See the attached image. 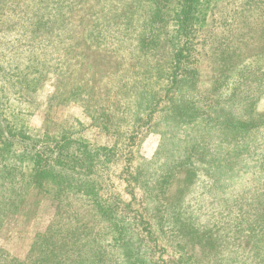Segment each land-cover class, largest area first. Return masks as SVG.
<instances>
[{"label":"rangeland","instance_id":"1","mask_svg":"<svg viewBox=\"0 0 264 264\" xmlns=\"http://www.w3.org/2000/svg\"><path fill=\"white\" fill-rule=\"evenodd\" d=\"M171 1L176 7L179 0ZM212 1L202 7L205 20L195 39L198 76L190 94L203 103L228 99L237 87L223 106L238 114L248 96L246 103L263 118L264 0ZM137 2L0 0L1 116L44 142L71 132L94 144L117 145L118 163L108 172L96 170L101 192L110 197H129L118 176L129 153L156 178L163 153L181 147L173 148L175 130L164 123L125 140L137 92L143 84H166L169 58L165 48L146 44L141 17L131 20L132 9L145 14ZM256 125L218 142L215 136L212 160L195 154L172 175L163 203L172 218L162 243L178 244L193 264H264V122ZM52 229L59 233L55 256L33 261L37 235L48 237ZM111 237L89 200L56 185H33L0 225V264H127ZM59 252L70 259L54 261ZM155 255L173 263L169 249Z\"/></svg>","mask_w":264,"mask_h":264},{"label":"trees","instance_id":"2","mask_svg":"<svg viewBox=\"0 0 264 264\" xmlns=\"http://www.w3.org/2000/svg\"><path fill=\"white\" fill-rule=\"evenodd\" d=\"M137 1L142 7L144 4L145 14L144 11L140 14L132 9L131 20L141 17L147 34L146 44L165 48L169 58L163 68L166 84L158 88L143 84V88L137 92L132 123L125 140H132L133 135L143 128L156 131L158 125L164 123L175 132L183 130V135L174 132L171 138V143H175L173 148L181 147L163 153V159L159 162L161 170L156 178L150 176L140 160L135 163L129 153L118 173L129 197L120 198L115 193L110 197L101 192L103 184L96 170L108 172L112 164L118 163L117 145L94 144L71 132H64L51 142L29 137L23 127L15 129L12 127L14 121L1 116L3 109L0 105V225L7 215L15 213L22 206L33 185H56L60 190L84 197L93 204L98 216L112 233L113 245L119 249L127 264H170L171 261L155 255L157 250L166 254L168 249L172 253L169 260L174 264H193V261L184 258L178 244L162 243L167 241L164 230L172 218L165 215L163 207L172 175L190 165L195 154L199 160H212L214 150H210L209 146L214 143L211 140L215 136L244 134L258 126L257 120L264 122V117L256 114L250 103H246L248 96L241 102L238 114L223 106L225 101L231 103L237 94V87L228 99L213 97L203 103V99H194L196 93L193 92V96L190 94L189 89H194L198 76L195 55L198 42L195 39L205 20L202 7L208 6L212 0H179L176 7H172L171 0ZM199 15L202 17L198 19ZM168 26L171 29L167 31ZM163 36L165 39L160 38ZM174 92L178 98L173 96ZM186 94L193 99H183ZM151 173L156 174L157 168ZM52 231L48 237L45 233L37 235L32 249L39 254H35L33 261H47L50 256H55L53 252L58 248L59 233L54 229ZM68 259L69 253L60 255L59 252L54 261ZM14 260L11 258L9 262Z\"/></svg>","mask_w":264,"mask_h":264}]
</instances>
